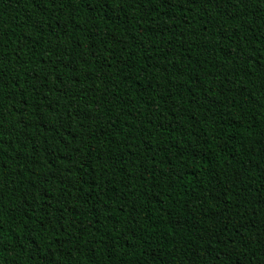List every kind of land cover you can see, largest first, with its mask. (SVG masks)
I'll list each match as a JSON object with an SVG mask.
<instances>
[{
    "label": "trees",
    "instance_id": "16d2710c",
    "mask_svg": "<svg viewBox=\"0 0 264 264\" xmlns=\"http://www.w3.org/2000/svg\"><path fill=\"white\" fill-rule=\"evenodd\" d=\"M0 264H264V0H0Z\"/></svg>",
    "mask_w": 264,
    "mask_h": 264
}]
</instances>
